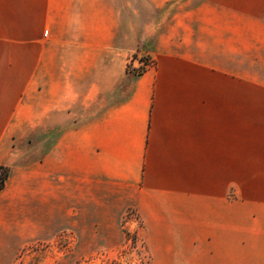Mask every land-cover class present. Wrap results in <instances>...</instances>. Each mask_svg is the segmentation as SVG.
<instances>
[{
  "label": "crops",
  "instance_id": "0c3cea01",
  "mask_svg": "<svg viewBox=\"0 0 264 264\" xmlns=\"http://www.w3.org/2000/svg\"><path fill=\"white\" fill-rule=\"evenodd\" d=\"M0 166V256L131 210L151 264H264V0H0Z\"/></svg>",
  "mask_w": 264,
  "mask_h": 264
},
{
  "label": "rangeland",
  "instance_id": "374dc122",
  "mask_svg": "<svg viewBox=\"0 0 264 264\" xmlns=\"http://www.w3.org/2000/svg\"><path fill=\"white\" fill-rule=\"evenodd\" d=\"M141 229L138 215L131 210L124 215L120 231L105 223L66 222L53 238L0 256V264H151Z\"/></svg>",
  "mask_w": 264,
  "mask_h": 264
},
{
  "label": "built area",
  "instance_id": "2783aa9c",
  "mask_svg": "<svg viewBox=\"0 0 264 264\" xmlns=\"http://www.w3.org/2000/svg\"><path fill=\"white\" fill-rule=\"evenodd\" d=\"M155 66V60L150 55L142 56L141 58L130 59L127 64V70L130 74L142 75L147 70Z\"/></svg>",
  "mask_w": 264,
  "mask_h": 264
},
{
  "label": "trees",
  "instance_id": "16d2710c",
  "mask_svg": "<svg viewBox=\"0 0 264 264\" xmlns=\"http://www.w3.org/2000/svg\"><path fill=\"white\" fill-rule=\"evenodd\" d=\"M10 176V169L5 166H0V191H2L6 185V181Z\"/></svg>",
  "mask_w": 264,
  "mask_h": 264
}]
</instances>
